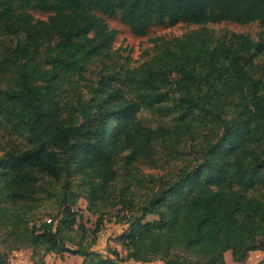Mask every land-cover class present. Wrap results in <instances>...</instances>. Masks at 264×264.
Returning <instances> with one entry per match:
<instances>
[{"label":"trees","instance_id":"16d2710c","mask_svg":"<svg viewBox=\"0 0 264 264\" xmlns=\"http://www.w3.org/2000/svg\"><path fill=\"white\" fill-rule=\"evenodd\" d=\"M99 14L138 37L179 23L264 29V0H0V132L15 140L0 141V264L24 248L81 264H226L227 253L243 264L264 252V37L191 32L128 66ZM142 111L173 123L145 126ZM171 163L147 193L131 189L138 164ZM75 189L94 236L120 206L124 258L74 241ZM52 195L62 217L38 223Z\"/></svg>","mask_w":264,"mask_h":264},{"label":"rangeland","instance_id":"374dc122","mask_svg":"<svg viewBox=\"0 0 264 264\" xmlns=\"http://www.w3.org/2000/svg\"><path fill=\"white\" fill-rule=\"evenodd\" d=\"M98 16L104 20L110 30L116 32L115 41L112 47V53L115 56V60L118 59L120 63H127L128 66H138L142 64L156 54L155 47L157 45L163 42H168L169 44L174 43V40L177 38L185 37L191 32H198L199 35L210 38L228 37L233 33L247 35L254 41H257L260 36L264 37V29L261 28L257 23L240 26L227 22L209 24L206 26L186 25L182 23H179L174 27L153 26L149 29L145 36L138 37L133 35L130 30L119 21V19L109 18L101 14ZM34 17L35 19H46L44 15L39 13H34ZM7 87L8 76H0V90H3ZM138 118L145 126L152 128L161 125L171 126L173 123V115L162 118L161 116L148 111H142L138 115ZM0 141L6 148H9L11 143L15 140H10L8 137L3 136L2 132H0ZM138 168L136 180L130 181L132 184L131 189L137 194L143 195L147 193V187L151 185L149 184L150 177L153 178L165 175L166 173L173 170L174 165L172 163L161 164L157 168H152L144 164H138ZM75 197H77V204L75 205L74 210L77 213L79 220L75 227V232L71 234V236L74 238V241L81 242L83 250L88 249V247L94 243V245L91 247V251L101 254L104 257L113 258L110 255V252L112 250H117L119 251L120 256L124 258L125 252L117 243V239L126 231L125 229L128 228V226L125 224V222H119L122 215L118 216L116 209H119L120 206H118L116 209H111L106 212L103 219L104 221L99 226V232L96 236H94L91 231L96 227L97 216L91 215L87 212V202L83 198V192L81 190H74V198ZM140 200H143V198ZM53 217H56L55 225L62 217L58 206V196L56 195L44 198L42 201V207L40 208L35 220L38 221V223H41V221H44V219L49 220ZM153 219L154 217L147 218V220ZM78 226H81V228H78ZM66 244L71 249H76V247H74L72 244ZM33 252L35 254L32 256ZM7 253L10 264H78V259L82 258L80 256H72L65 253L60 257H66V261L65 259H59V255L55 254L53 256L50 254L45 256L41 250L37 249L33 251L29 248ZM262 260H264V255L260 254V256L256 258L250 259L247 264H256ZM156 263H158V261L149 264ZM225 263L236 264L232 261L230 253L226 254Z\"/></svg>","mask_w":264,"mask_h":264},{"label":"crops","instance_id":"0c3cea01","mask_svg":"<svg viewBox=\"0 0 264 264\" xmlns=\"http://www.w3.org/2000/svg\"><path fill=\"white\" fill-rule=\"evenodd\" d=\"M127 229V228H126ZM125 229V230H126ZM121 247V246H120ZM117 251V250H116ZM119 252V251H118ZM260 254H263L264 255V252H261V251H256V252H250L249 254H248V256H247V258H246V260H245V262L243 263V264H247L248 263V261L250 260V259H253V258H256V257H258V256H260ZM53 256L55 255V254H52ZM49 257V256H48ZM59 257V259H65L66 261H67V259H66V257H60V256H58ZM50 258V257H49ZM82 258H79L78 259V264H81L82 263ZM259 263V262H258ZM61 264H63V263H61ZM72 264H74V263H72ZM156 264H162L161 262H158V263H156ZM257 264V263H256Z\"/></svg>","mask_w":264,"mask_h":264}]
</instances>
